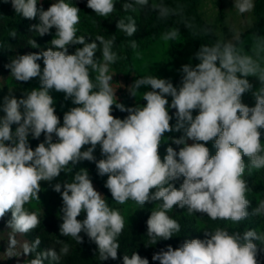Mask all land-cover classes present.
Wrapping results in <instances>:
<instances>
[{"label":"clouds","instance_id":"obj_1","mask_svg":"<svg viewBox=\"0 0 264 264\" xmlns=\"http://www.w3.org/2000/svg\"><path fill=\"white\" fill-rule=\"evenodd\" d=\"M7 2V0H6ZM38 0H11L16 14L26 19L39 18L30 26L39 36L55 29L52 47L39 52L17 54L4 67L17 82L39 78V88L17 98L9 92L0 103V218L10 213L7 226L15 233L26 234L40 224L36 212L28 211L25 204L39 199L41 182L51 183L70 164L87 160L94 162L97 174L107 176L104 186L116 202L123 204L134 200L139 205L161 201L159 210L148 217L147 235L168 240L180 231L179 223L167 213L178 206L190 214H206L212 220L239 222L249 215L248 186L242 176L244 157L254 169L264 168V68L252 56L242 55L231 43L201 45L194 54L199 63L181 67L182 81L179 87L168 79L146 76L136 79L129 87L135 97L143 86L150 90L143 93V106H125L118 102L116 90L111 86L109 64L117 60L112 50L114 39L96 36L86 42L77 36L76 25L80 21V9L56 0L47 10L37 7ZM149 0H133L125 3V10L133 4L148 6ZM87 7L95 14L109 16L115 10L114 0H87ZM157 8L161 17L171 10L163 5ZM234 7L241 13L254 7L252 0H235ZM116 27L132 36L136 32L135 21L117 20ZM15 38L16 33L10 34ZM176 31L165 35L175 39ZM33 48L39 45L29 41ZM76 47L69 53L70 46ZM102 46L103 64L95 57ZM133 48L135 41L131 42ZM43 61V69L38 61ZM89 68L98 71L96 83L90 78ZM257 77L262 85L253 91L248 77ZM98 88V91H93ZM64 93L71 100V107L63 115V122L56 114L55 101L50 90ZM251 92L255 106L242 102V96ZM167 97H171V103ZM113 105L128 115L117 118L112 115ZM169 108L174 109V117ZM198 114L193 116V112ZM175 118V124L170 121ZM13 126H15L13 130ZM182 132L170 137L163 159L159 147L165 133ZM44 140L34 149L29 136ZM188 141H192L191 144ZM212 141L214 155L206 146ZM90 145L87 150L82 148ZM100 146L102 159L96 160L94 151ZM182 179L179 188L176 182ZM62 197L61 236L71 237L83 243L82 232L97 245L101 261L118 259V236L125 222L118 210L106 203L104 196L93 186L86 169H81L72 183L57 182L52 185ZM85 219L78 220L81 213ZM264 214V202L254 213ZM204 239L185 240L179 247L162 248L152 256L159 264H258V245L264 236L255 230L243 235L224 229L204 231ZM37 239L32 245H24L23 255L35 253L29 264H44L46 260L59 261L69 251L64 245L59 253L55 249L37 251ZM16 240L10 239L8 254L13 255ZM123 264H149L147 258L137 252L124 255Z\"/></svg>","mask_w":264,"mask_h":264},{"label":"rangeland","instance_id":"obj_2","mask_svg":"<svg viewBox=\"0 0 264 264\" xmlns=\"http://www.w3.org/2000/svg\"><path fill=\"white\" fill-rule=\"evenodd\" d=\"M56 0H38L37 7L44 10ZM70 5L77 6L80 9V21L76 25L77 36H84L86 42L95 40L96 36H103L105 40L114 39L113 51L117 54V60L109 64V75L113 77L111 86L116 90V96L119 103L125 106H143L146 104L143 100V93L150 90L148 87H141L136 96L129 93V87L136 79L146 76H156L158 78L170 80L174 86L179 87L182 81L181 67L185 64L195 65L199 63L195 59V53L201 45L212 46L217 42H231L242 55L252 56L253 59L264 68V0H252L254 7L251 11L241 14L235 7V0H149L148 6L142 7L133 4L132 8L125 10V3H132L133 0H114L115 10L107 17L95 14L87 7V0H65ZM163 5L171 10L166 17H161L157 8L153 6ZM131 17L135 21L136 32L129 36L124 31L117 29V20L128 22ZM39 18L29 20L16 14L12 7L11 0H0V103L5 95L12 92L17 98L30 93L33 88H39V78H33L28 82H17L10 74V69L4 65L11 59H15L17 54H27L39 52L52 47L51 40L55 37V29H51L49 34L39 36L38 33L31 31L30 26L38 24ZM170 31H176L175 39H166L165 35ZM16 33L15 38L10 34ZM34 39L39 45L33 48L29 41ZM135 41L136 47L131 46ZM76 47L70 46L69 53H74ZM102 46L96 52L95 60L97 64H103ZM38 63L43 69V61ZM98 71L89 68V75L93 83H96ZM253 85V91L262 85L257 77H248ZM93 91H98L94 88ZM55 101L56 114L63 122V115L71 107H74L71 100H65L64 93L50 90ZM169 104L171 97H167ZM242 102L249 107L255 106V99L251 92L242 96ZM174 109L169 108L170 115L174 117ZM198 114L193 112V116ZM3 115V113H0ZM112 115L123 119L128 113L121 112L113 105ZM175 118L170 121L175 124ZM15 126H13L14 130ZM261 143L264 144V129L261 130ZM182 132L165 133L162 137L159 147V155L163 159L166 155V148L171 144L170 137H179ZM44 137L31 139L29 143L34 149ZM189 144L192 141H188ZM177 151L179 147L171 144ZM210 150V155L216 152L213 142L206 144ZM90 145L82 148L87 150ZM94 156L96 160L102 159L100 146L97 145ZM245 171L242 176L248 186L246 198L250 205L249 215L246 219L233 222L231 220H212L206 214H190L187 209H181L174 206L168 211V215L175 219L180 225V231L174 232L173 237L168 240L156 238V243L147 235L146 221L152 211L159 210L161 201H154L139 205L134 200H127L120 204L112 199L111 193L104 186L107 176L101 177L97 174L96 164L87 160L81 161L73 167L71 164L64 169L60 176L51 183L42 181L39 192V199H32L25 204L28 211L36 212L40 218V224L34 230L26 233H15L7 226V221L11 218L7 213L0 218V264H29L35 258V253L29 256L23 255L24 245H32L37 239L40 244L37 251L47 249L59 250L69 241L66 236H59V226L62 223V197L60 193L53 190L52 185L57 182H74L75 175L81 170L86 169L92 180L94 188L104 196L106 203L112 209L118 210L124 218L125 226L120 235L131 236L142 233L145 243L148 242L147 256L149 264H159L153 261L152 256L160 249H166L171 245L174 249L179 247L185 240L200 238L204 239V231L215 232L217 229H224L230 233H240L243 235L249 230H255L258 235L264 236V214L256 215L254 209L264 202V168L254 169L249 166L247 157H244ZM182 179L176 182L179 188ZM86 213H81L77 217L83 220ZM59 237H58V236ZM16 240L13 255L8 254L10 239ZM71 238V237H69ZM260 249L257 260L263 263L264 243L260 240L254 241ZM68 254V253H67ZM61 255L59 261L46 260L44 264H66L68 255Z\"/></svg>","mask_w":264,"mask_h":264},{"label":"trees","instance_id":"obj_3","mask_svg":"<svg viewBox=\"0 0 264 264\" xmlns=\"http://www.w3.org/2000/svg\"><path fill=\"white\" fill-rule=\"evenodd\" d=\"M31 139L33 138H29V140ZM80 235L83 237L82 244L77 243L73 238L67 237L69 240L66 244L69 248L67 264H123V256H131L133 252H137L141 257L148 258V242L145 243V238H143L142 233L131 236L119 235L117 238V242L120 245L118 250L119 258L116 260L109 259L107 261L100 260L97 245L86 234L82 232ZM258 264H264V260L263 263L258 262Z\"/></svg>","mask_w":264,"mask_h":264},{"label":"built area","instance_id":"obj_4","mask_svg":"<svg viewBox=\"0 0 264 264\" xmlns=\"http://www.w3.org/2000/svg\"><path fill=\"white\" fill-rule=\"evenodd\" d=\"M41 137H44V136H43V134L41 135ZM41 137H40V138H41ZM29 138H32V137H31V136H29Z\"/></svg>","mask_w":264,"mask_h":264}]
</instances>
